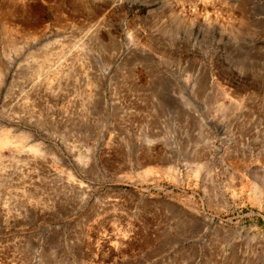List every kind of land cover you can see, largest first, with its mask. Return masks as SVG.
Masks as SVG:
<instances>
[{"label": "rangeland", "instance_id": "obj_1", "mask_svg": "<svg viewBox=\"0 0 264 264\" xmlns=\"http://www.w3.org/2000/svg\"><path fill=\"white\" fill-rule=\"evenodd\" d=\"M0 264H264V0H0Z\"/></svg>", "mask_w": 264, "mask_h": 264}]
</instances>
